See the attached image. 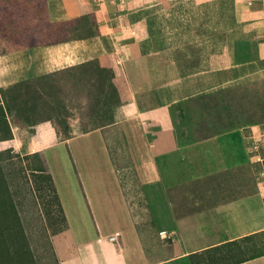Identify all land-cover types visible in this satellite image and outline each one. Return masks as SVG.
<instances>
[{
    "label": "crops",
    "instance_id": "0c3cea01",
    "mask_svg": "<svg viewBox=\"0 0 264 264\" xmlns=\"http://www.w3.org/2000/svg\"><path fill=\"white\" fill-rule=\"evenodd\" d=\"M164 1L0 0V94L13 134L0 141V153H37L51 175L66 218V227L51 237L57 264H191V253L253 234H260L256 239L264 250V119H241L237 106L229 127L194 138L200 103L232 104V98L222 101L226 93L250 100L264 94L255 89H264V0H234V19L250 28L251 37L244 46L238 37L229 64L156 82L151 57L159 53L157 35L150 36L136 17ZM97 63L104 67L101 72L108 71L120 101L112 104V119L94 126L120 125L141 183L154 198L167 194L164 221L170 224V244L135 221L102 131H81L87 123L73 111L67 124L77 129L64 139L52 137L38 128L55 127L62 118L53 107L39 108L25 98L23 85L78 79L81 69ZM9 92L21 97L10 100ZM253 104L246 110H253ZM160 110L172 111L173 120ZM134 132L141 137L133 139ZM87 136L95 137L107 162V177L94 173L93 183L76 168L69 146ZM55 145L64 146L71 157L81 181L77 185L64 187L58 181L47 155ZM71 196L82 197L79 206ZM78 209L87 214L88 231L74 218L81 214ZM239 264H264V255Z\"/></svg>",
    "mask_w": 264,
    "mask_h": 264
},
{
    "label": "rangeland",
    "instance_id": "374dc122",
    "mask_svg": "<svg viewBox=\"0 0 264 264\" xmlns=\"http://www.w3.org/2000/svg\"><path fill=\"white\" fill-rule=\"evenodd\" d=\"M148 11L147 14L140 13L136 19L142 21L146 31V21L149 18L153 21L152 30L157 35L159 48V53L151 57L153 80L156 82L184 75L195 69L194 66L210 65L213 60L231 61L234 55L233 47L238 37L243 46L251 37L249 27L236 23L230 0H165ZM100 70L103 71L104 67L97 63L88 69H81L79 71L81 77L78 79L40 80L27 86L23 85L24 95L28 93L25 95L27 100H32L39 108L53 107L57 116L62 118V121L57 120L55 127L38 129L52 137L60 135L64 139L65 135L70 136L72 130L77 129L67 124V118L73 111L74 114L80 115L83 123H87L80 128L83 132L94 124L111 119L110 110L113 113L115 106L112 105L114 101L106 93L110 91L109 73L106 71L104 74ZM88 73L92 77L84 78L83 75ZM255 89L264 91L262 86ZM31 91L34 93L30 94ZM9 95L10 100L21 97L14 92H9ZM231 98L233 103L226 105H218L219 100L200 103L203 112L194 138L205 137L229 127L233 122L230 116L232 113L236 114L239 108L241 119L251 121L264 119V94H258L250 100L247 95L226 93L222 101L230 102ZM247 101L254 103L253 110L247 111L246 107L250 103ZM10 102L9 104H15ZM220 110L226 112L230 119L221 118ZM158 113L170 120L174 118L170 110H160ZM28 129L35 131V128ZM98 129L107 137L111 160L117 169L124 192L130 196L129 204L135 221L145 232L156 233L157 237L163 238L164 244L172 243L171 235L167 233L170 224L164 221L168 218L165 214L169 210L167 194L162 193L163 196L160 195L158 199L155 195L154 198L150 189L141 183L135 169L137 160L131 157L127 149L120 125ZM137 135L141 137L134 132L132 138L138 137ZM98 145L94 136L75 139L69 144L76 168L80 167L78 169L83 171L85 178L91 183L96 180V173L102 179L107 177V162ZM261 149L264 156V143ZM47 155L51 166L57 172L61 186L70 188L81 182L79 176L74 174V163L64 146H53L47 151ZM6 156L9 158L2 162L0 176L4 180L3 187L5 190L8 189L11 200L15 201L20 226L29 243L34 264H57L51 237L62 227L63 222L61 215L51 208L53 194L47 191L48 184L44 182V187L39 188L35 173L31 171V166L37 164V160L20 156V153H8ZM147 195L150 200H147ZM153 199H156V204ZM70 200L79 206L82 197L71 196ZM78 211H81V214L74 218L76 221L80 219L79 225L88 231L91 224L89 225L87 214L84 209ZM178 215L180 213L176 212L175 216ZM73 231H76V224ZM161 231H166L167 236L161 237Z\"/></svg>",
    "mask_w": 264,
    "mask_h": 264
},
{
    "label": "trees",
    "instance_id": "16d2710c",
    "mask_svg": "<svg viewBox=\"0 0 264 264\" xmlns=\"http://www.w3.org/2000/svg\"><path fill=\"white\" fill-rule=\"evenodd\" d=\"M230 1L232 4L233 13L234 0ZM151 7H148L140 13L147 14L149 12L148 9ZM145 25L147 26V33L150 36L154 35L155 32L152 30V18H149ZM230 62L231 61L229 60H213L212 64L202 67L214 68L227 65ZM202 67L194 66L195 69H192L191 71ZM108 86L110 87V91L106 93L108 94L109 98L114 101V105H117L120 100L111 78L108 80ZM112 118L113 113L111 110V119ZM98 128L100 127L92 126L85 130V132H89ZM12 137V130L7 119V106L0 94V141L9 140ZM65 137L69 136L65 135ZM32 157L36 158L37 164H33L31 166V171L35 173L39 188L44 187V182L48 184V189L47 186H45V188L48 192H52L53 194L51 208H54L56 212L61 215L63 224L59 229H63L66 227V218L63 215L62 207L59 202L53 179L46 171L42 160L39 158V155L36 153ZM5 159L6 158H3L0 153V168L2 162ZM3 181V177L0 176V264H34L29 243L27 242V239L20 226V219L18 218L17 210L15 209V205L10 198L8 189L5 190L3 187ZM259 235L260 234L249 235L238 240H233L224 244L213 246L200 252L191 253L189 254L190 262L191 264H239L254 259L264 255V250L261 248L259 241L256 239Z\"/></svg>",
    "mask_w": 264,
    "mask_h": 264
},
{
    "label": "built area",
    "instance_id": "2783aa9c",
    "mask_svg": "<svg viewBox=\"0 0 264 264\" xmlns=\"http://www.w3.org/2000/svg\"><path fill=\"white\" fill-rule=\"evenodd\" d=\"M263 136V138H264V134L262 135ZM264 160V159H263ZM161 234H163V232H161ZM166 237V236H165ZM110 239H113L114 240V238H110Z\"/></svg>",
    "mask_w": 264,
    "mask_h": 264
}]
</instances>
